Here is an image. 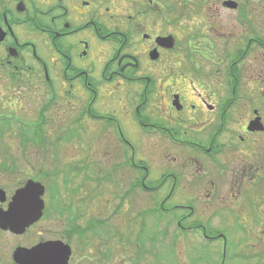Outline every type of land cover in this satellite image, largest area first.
<instances>
[{"label":"flooded vegetation","instance_id":"flooded-vegetation-1","mask_svg":"<svg viewBox=\"0 0 264 264\" xmlns=\"http://www.w3.org/2000/svg\"><path fill=\"white\" fill-rule=\"evenodd\" d=\"M228 1L220 0L222 8L231 9ZM234 2L232 9L242 12L237 24L251 33L234 52H222L224 63L211 39L185 40L208 35L204 22L184 32L196 18L202 22L209 0H0V157L4 146L9 150L6 136L16 143L13 158H0V218L10 204L30 213L14 207L18 228L0 225V264H33L40 256L49 264L51 243L61 254L69 250L67 264H82L83 250L93 253L95 230L103 255L114 237L120 245H177L198 232L210 245H227L230 234L213 227L215 216L224 218L223 229L248 231L236 212L257 224L252 202L264 191V66L256 70L251 56L264 51V38L251 23L255 0ZM36 93L45 97L32 118ZM54 111L59 123L51 128ZM98 141L106 154L114 149L113 162L102 168ZM144 146L157 154V167L148 164ZM69 148L81 158L73 149L66 158ZM29 181L44 188L23 191L40 194L37 206L22 199ZM107 188L114 210L95 219L91 202ZM131 192L149 197L148 209L131 216ZM179 195L189 201L178 204ZM118 215L121 229L111 227ZM152 224L157 238L146 233ZM108 230L114 231L106 240Z\"/></svg>","mask_w":264,"mask_h":264},{"label":"rangeland","instance_id":"rangeland-1","mask_svg":"<svg viewBox=\"0 0 264 264\" xmlns=\"http://www.w3.org/2000/svg\"><path fill=\"white\" fill-rule=\"evenodd\" d=\"M213 1V0H212ZM209 0V4L204 6V12L201 15H204L205 17L202 20V22L199 21L198 18H196L195 22L191 25H188L186 27V31L184 32V35L192 33L194 29V25L196 26V23L198 25L204 24V32L208 33V35L204 37H193V39L185 38V40H190L192 42H196L197 40L203 41V40H209L214 46H215V53L221 52H234L233 50L239 46L243 45L244 43V36L250 35L251 31H249V27L247 24L243 25V28H240L239 24H237L239 15H241V11L238 9H227L222 8L220 5V0H216L212 2ZM238 2L239 0H231ZM257 6L256 10H253L252 14H256L257 18L254 19V22L252 25L255 29H257V33L260 38H264V0H255ZM242 3V2H241ZM240 3V4H241ZM179 7V6H178ZM182 8V6H180ZM184 11V10H183ZM201 12V11H200ZM196 13L197 15L200 13ZM186 13V12H185ZM245 13H248V11H245ZM244 14V12H243ZM185 16H188V11ZM249 16V15H248ZM249 18V17H248ZM182 24H185L182 20ZM220 29V35H218L217 30ZM202 33V35H204ZM178 38L184 39L183 34L178 33ZM183 46V45H182ZM181 53V56L185 57L184 52H182V49H179L178 51ZM218 55V54H217ZM224 63L227 61V58L223 57ZM219 62V61H217ZM251 63L253 64L254 68L256 70H261L264 66V51H255V53L251 56ZM264 73V70H263ZM185 82L187 84V79H185ZM37 94V93H36ZM45 95L43 94H37L35 95V98L33 100V103L29 107L31 110V116L32 118H35V114L39 108V103L43 102V98ZM33 110V111H32ZM58 112L51 113V128L56 127L59 123V120L57 119ZM90 129H92V125H89ZM93 134V133H92ZM91 135V134H89ZM109 136V135H107ZM98 140V139H97ZM93 139L91 138V143ZM108 139L104 138V142H107ZM5 142L9 145V150L4 146L2 150V156L0 158L7 159L10 158L12 155L15 154L16 149V143L15 140H12L10 137L5 138ZM84 143V142H83ZM108 145H111L110 143ZM95 146V145H94ZM98 168H102L105 164H110L113 162L112 154L114 152L113 147L108 148V152H104L103 150L104 145L99 143L98 141ZM90 147H93V144H90ZM71 149H67V155L66 158L71 157L69 154L71 152ZM74 150V149H73ZM151 148L144 146L141 148V152L143 154H146L148 159V164L150 166H153V168L157 167L160 161L158 160V156L156 153H151ZM35 153V151H34ZM77 153V154H76ZM150 153V154H149ZM149 154V155H148ZM154 154V156H153ZM72 156L81 158V154L78 152V150H74V154ZM90 157H93V149L90 150ZM13 158V156H12ZM75 159V158H74ZM112 159V160H111ZM96 161V159H95ZM37 167V166H36ZM28 170L32 173V166H25L24 170ZM154 172L156 174V170L153 169L151 174ZM4 174V173H2ZM131 179L135 175V173L131 170ZM22 175V174H21ZM133 175V176H132ZM130 179V180H131ZM134 179V178H133ZM182 192V191H181ZM179 192V194L181 193ZM112 195L110 193V190L107 188L104 191V194L102 196H99L95 201H92L93 205V218L98 219H107V216L110 214L112 209L114 210V202L112 200ZM115 201V199H114ZM189 201V198L182 197L179 195V198L177 199L178 204H183L185 202ZM150 203V198L145 196H140V194L137 195L132 193L129 197V211L132 213L136 212L137 210L144 211L148 209ZM171 203H175L172 202ZM252 206L255 207L254 214L258 218L257 224L251 222L247 219V217L240 212H236L241 215H243V219H246L247 222L243 223L248 229V231H240L239 229L232 227V229H223L224 226H221V219L224 222V218L221 217H214L211 220V223L213 227L217 229V231L220 232V230H228L230 234L229 243H228V249H227V256L225 264H264V191L258 195L257 198H254V201L252 202ZM198 209L202 210L203 207L198 205ZM222 209H225V206L222 207ZM235 208H232L234 210ZM248 209H246L247 211ZM228 211V210H227ZM235 212V211H234ZM122 213L121 210L119 211V214ZM137 216V215H135ZM124 221V217L122 215H118L117 219L116 217H112V228L115 226L118 229H121L120 224ZM227 222L229 225L233 223L232 218H227ZM235 224L237 222L235 221ZM224 225H227L226 223ZM153 227H147V235L148 236H154V238H157V231L158 226ZM163 226V224H161ZM175 224L171 226V228H174ZM246 227L244 229H246ZM55 228L54 230L58 232L60 229L57 226L52 227ZM130 230L135 231V228H132ZM114 230H108L103 232V237L106 238V240L109 237L110 232H113ZM95 235H93V253H91V249L87 250L88 254H85V250H83V256H82V264H174L173 259L169 260V262H166L164 260H157V256L155 255L152 257V253L154 252H161L165 254L167 249L165 250V245L167 244V240L163 242H159L157 244L154 243H140L137 244L133 241H130L129 243L125 240L123 245H120L118 243L117 237H114V241L107 240V244L105 246V253L103 255H100V249L104 251V247L101 246L102 243L100 239L98 238L99 234L101 233L99 230H95ZM121 234V233H120ZM192 238L191 240L189 238ZM133 240V236L129 239ZM187 242H184L183 240L178 241L175 250H176V262L177 264H219L221 260V249H222V242L218 240L217 245H213L211 247L206 246L205 244H202V238L196 233L192 236H188ZM160 244L164 245L161 246ZM78 245V244H77ZM76 245V248H77ZM152 245H155L156 247L152 249ZM85 249V247H84ZM109 249V251H108ZM157 249V251L155 250ZM77 254L79 253L76 249ZM76 254V255H77ZM108 254V255H107ZM85 255L88 257L86 258ZM93 256V259L91 258ZM77 258V257H76Z\"/></svg>","mask_w":264,"mask_h":264},{"label":"water","instance_id":"water-1","mask_svg":"<svg viewBox=\"0 0 264 264\" xmlns=\"http://www.w3.org/2000/svg\"><path fill=\"white\" fill-rule=\"evenodd\" d=\"M226 6L228 8H236L237 4L235 2L232 1H228L225 3ZM43 186H41L39 183H35L32 181H29L26 186L24 188L21 189V192L23 194V198L22 199H27L29 202H33L34 206H37L36 204V200L39 198L40 194H34V195H25L23 191H27V190H38V191H43ZM21 195V194H20ZM19 195V196H20ZM17 204V203H16ZM16 204H10L9 205V209L8 211L5 213V216H1L0 218V225L4 228L9 227L11 229H17L18 225L12 221L11 219V214L13 212V209L15 207L17 214L18 213H22L23 215L26 214V216H29V209L23 210L22 212L19 211L16 207ZM38 208V207H37ZM28 223V221L26 223H22L19 227L22 229L24 228V226ZM54 244L51 243L50 246V255H49V264H67V260H68V256L70 254L69 250H66L65 252L62 251V254L60 253L61 251H59L58 248H56L55 246H53ZM62 250V249H61ZM23 264H32V260H28ZM33 264H47V262L45 260H42V257L40 256V259H34Z\"/></svg>","mask_w":264,"mask_h":264},{"label":"trees","instance_id":"trees-1","mask_svg":"<svg viewBox=\"0 0 264 264\" xmlns=\"http://www.w3.org/2000/svg\"><path fill=\"white\" fill-rule=\"evenodd\" d=\"M35 137H38V136H40V134L39 133H35V135H34ZM157 255H159V254H157ZM226 256H227V254H226ZM160 258V257H159ZM161 259V258H160ZM163 260H165L164 258H162ZM157 260H159V259H157ZM169 262V261H168ZM175 264H177V263H175ZM225 264V263H224Z\"/></svg>","mask_w":264,"mask_h":264}]
</instances>
